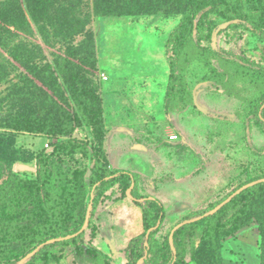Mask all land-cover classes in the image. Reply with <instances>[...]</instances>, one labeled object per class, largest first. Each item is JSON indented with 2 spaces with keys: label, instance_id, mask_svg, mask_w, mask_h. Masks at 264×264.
Returning <instances> with one entry per match:
<instances>
[{
  "label": "rangeland",
  "instance_id": "obj_1",
  "mask_svg": "<svg viewBox=\"0 0 264 264\" xmlns=\"http://www.w3.org/2000/svg\"><path fill=\"white\" fill-rule=\"evenodd\" d=\"M103 1L0 0V20H22V31L0 50V161H4L0 183L9 162L21 182L13 206L0 210V242L42 226L45 220L44 214L33 216L42 213V206L40 193L29 187L37 178L38 159L43 172L60 187L62 198L76 199L69 211L74 218L65 228L73 231L84 224L89 209L83 216L88 192L83 184L88 181L89 160L81 152H53V145L75 139L97 148L103 138L109 170L140 174L138 192L156 198L165 211L151 254L146 260L138 258L136 264H203L194 262L192 254L205 226L199 223L202 217L190 216L226 197L248 176L264 175V128L251 115L264 84L233 62L242 57L264 63V38L238 19L206 15L211 34L201 44L212 52L210 65L195 60L185 67L176 85L177 106L168 113L166 44L181 11L168 13L169 0H119L134 4V13L100 16L93 6ZM145 2L149 10L140 11ZM83 25L92 33L96 63L78 70L75 87H68L71 64H84L76 50L84 38L76 31ZM54 83L60 86L59 94L53 92ZM83 98L100 106V123L94 120L95 110L79 104ZM27 114H36L50 127L43 131L27 123L25 128L13 126L16 117ZM249 145L261 149L262 155L253 154ZM128 191L120 184L104 188L89 227L82 232L83 241L77 244L83 252L90 244L101 257L94 259L70 248L58 261L34 264H126L128 244L143 233L142 210ZM210 212L207 215L216 213ZM177 232L179 247L174 242ZM216 241L222 264L264 261L256 220ZM40 247L0 253V264H25Z\"/></svg>",
  "mask_w": 264,
  "mask_h": 264
},
{
  "label": "trees",
  "instance_id": "obj_2",
  "mask_svg": "<svg viewBox=\"0 0 264 264\" xmlns=\"http://www.w3.org/2000/svg\"><path fill=\"white\" fill-rule=\"evenodd\" d=\"M104 1L100 5H95L94 3L93 6V10L97 11V14L100 16H125L134 13L132 11L135 7L134 4H120L119 0L115 2L111 0ZM143 9L149 10L146 2L140 11H143ZM175 10L181 11V17L179 24L173 29L166 44V52L169 55L167 57V63L170 71L169 85L165 95V110L168 113L173 112L177 106L176 85L185 67L195 60L204 61L207 66L210 65L208 55L212 52L201 44L204 40L208 41L211 34L210 27L204 19L206 15L216 14L224 17L227 21L238 19L241 21L243 27L249 29L253 34L264 38V0H169L168 13ZM35 15L36 13L33 14L34 17ZM20 21L22 20L19 18L12 20L8 18V21L5 18L0 20V50L6 48L7 41L13 34L22 31L19 27ZM85 23V25L89 24L88 19ZM84 27L83 25L76 31L79 34H84L81 44L76 49L77 55L83 56L84 64L83 66L78 65L76 62L71 64L67 70L68 87H75L78 70L84 67H93L96 63L93 36L90 31H85ZM194 31L197 33L196 41L193 40ZM233 62L241 66V68H246L252 73L253 78L257 79L259 83L264 84V63H252L242 57L233 58ZM71 69L74 71L71 72ZM59 71L61 72L63 70L60 68ZM60 91L59 84L54 83L53 92L59 94ZM79 104L95 110L94 120L96 123H100L99 117L101 111L98 104L85 98L79 101ZM263 104L264 92L260 100L256 103V109L251 112V115L255 123L264 128V109L261 111ZM14 121L13 126L20 128H25L26 123L43 131H46L50 127L48 122H43L36 114L19 116ZM98 143V147L93 148L84 141L68 139L55 143L53 145V152H64L67 154L81 152L88 158V181L86 184H83L88 189L86 194L87 204L83 216H85L86 211L89 209V221L94 216L104 188L120 184L124 185L125 191L129 189L128 196L131 198V201L142 210L143 233L133 238L125 250L126 264H136L138 258H144L146 260L147 254H151L150 251L155 246L153 242L165 218V211L162 204L156 198L145 197L138 192L142 184L140 174L122 169L109 170L103 148V138ZM249 150L256 156H260L263 153L261 149H256L250 145ZM0 162L3 163L4 161ZM11 163L9 162L7 165L6 177L0 183V210L12 207L21 189L20 180L11 171ZM36 166L37 178L35 181L29 182V187L35 188L40 193L42 213L36 212L33 216L39 218L41 214H44L45 220L42 226L25 230L18 237H12L11 239L9 236L4 237V241L0 242V253L13 249L30 252L41 246L38 252L25 264H34L36 262L47 263L52 259L58 261L61 254L71 250L70 248H73L77 253L85 254L94 259L101 257L90 244L85 245L86 250L84 252L81 249L82 246L77 245L83 241V233L79 232L83 223L73 231L65 228L66 223L74 218L73 214L69 213V211L71 205L76 203L75 197L71 196L63 199L60 187L55 186L52 179L43 172L41 159L36 161ZM261 179H264L263 174L259 176H248L247 180L235 187L226 197L217 203L209 205L206 210H198L190 216L202 217L199 223L205 226L200 237L199 248L192 254L194 262L222 264L221 245L216 240L221 236H230L240 229L249 226L253 220H256L259 224V231L263 242L261 245L264 247V183H259L242 191L214 215H207L208 212L224 202L236 190L246 184ZM12 219L14 220V218ZM75 234H77L76 238L65 240L66 237H75L73 236ZM178 235L179 232L174 235L176 247H179ZM51 239L58 241L53 244H45ZM212 244L214 245V249L209 254V247ZM262 257L264 258L263 252ZM102 261L101 259L100 262ZM103 264L111 263L109 261H103ZM261 264H264L263 260Z\"/></svg>",
  "mask_w": 264,
  "mask_h": 264
},
{
  "label": "water",
  "instance_id": "obj_3",
  "mask_svg": "<svg viewBox=\"0 0 264 264\" xmlns=\"http://www.w3.org/2000/svg\"><path fill=\"white\" fill-rule=\"evenodd\" d=\"M259 183H264V179H261V180H258V181H254L252 183H249V184H246L244 186H242L241 188H239L238 190H236L232 195H230L224 202H222L221 204H219L215 209H213L210 213H214V212H217L220 208H222L224 205H226L229 201L232 200L233 197H235L236 195H238L239 193H241L242 191L250 188V187H253ZM89 222V212L87 213V216H86V219H85V222L81 228V230L79 231L80 233L83 232V230L86 228L87 224ZM183 225V224H180V226ZM77 234L73 235V236H76Z\"/></svg>",
  "mask_w": 264,
  "mask_h": 264
},
{
  "label": "crops",
  "instance_id": "obj_4",
  "mask_svg": "<svg viewBox=\"0 0 264 264\" xmlns=\"http://www.w3.org/2000/svg\"><path fill=\"white\" fill-rule=\"evenodd\" d=\"M129 197V196H128Z\"/></svg>",
  "mask_w": 264,
  "mask_h": 264
}]
</instances>
